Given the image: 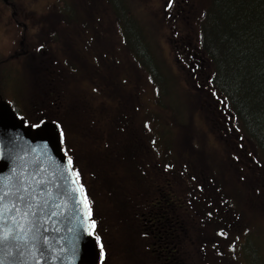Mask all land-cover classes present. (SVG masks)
<instances>
[{
	"label": "rangeland",
	"instance_id": "obj_1",
	"mask_svg": "<svg viewBox=\"0 0 264 264\" xmlns=\"http://www.w3.org/2000/svg\"><path fill=\"white\" fill-rule=\"evenodd\" d=\"M11 1L16 3L15 7L11 8L0 0V58L4 60L0 65V98L8 101L21 117L30 122L37 124L43 119L57 122L62 127L63 146L72 156L74 166L84 180L83 175L88 171L83 169L85 160H81L89 152L90 146L83 141L81 134L75 137V124L86 117L91 121L90 116H93V113L101 115L100 111L103 108H100L98 99L104 102L106 91L102 87L101 91L96 90L94 82L91 85L89 82L80 84L75 75L67 73L62 68L59 62L63 59L62 54L59 46L50 41L49 33V30L56 27L62 28V22L58 24L51 22L52 24L43 27L46 21L53 20L49 13L60 12L59 9L63 13L73 11L74 17L79 20L77 24L80 28L82 25L86 26L85 33L82 36L81 30L77 42H83L84 39L91 41L95 31L96 42H108L107 67H113L114 64V68L120 73V83L122 87L124 86V96L120 94L123 105H127L123 124L128 122L130 125L126 127L124 142H132L136 147L133 156L134 179L124 178V187L131 189L132 192L140 191L146 188L148 181H153L150 176L153 173L190 172L193 167H198L202 161L204 162L201 154L205 152L206 165H214V178L216 173L218 176L216 183L206 184L205 189L210 188L212 196L218 201H221L220 193L231 195L229 204L238 212V216L233 214L238 221L230 218V221H233L231 223L233 231L227 229V235L217 236L212 220H207L208 210L205 206L210 199L202 196L196 179L190 176L186 180L184 177L181 181L179 176L169 177L161 173L162 177L167 179L163 192L171 193L173 198L171 200L174 202L172 206L180 211V213L176 211L177 221L183 223L184 227L189 224L187 234L181 232L180 235V239L187 244L184 254L182 251L180 256L177 255L162 264H264V210L261 206L264 202V184L257 185L258 197L253 199L242 189L245 185L253 186L250 184L253 174L240 179L243 186L231 183L236 182L238 176L234 172L235 165L243 174L246 173L244 166L253 168L249 149L245 146V141L231 136L230 131L225 136L226 133L222 131L220 125H215L218 121L211 119L212 109L219 106V102H214L215 99L204 87L203 84L207 82L206 76L200 81H197L196 77H188V69L182 65L188 51H180L179 44L175 43L173 30L169 25L168 0H104L112 1L115 8L103 12L105 23L103 27L96 25V20H99L101 15L99 12H93L92 7L104 4L95 3L94 0H9ZM175 2L178 4V0H174L172 5ZM123 4L127 5V19L124 16L125 10L122 9ZM33 22L41 24L42 29L37 30L32 26ZM125 25L128 26L127 39L123 36ZM123 42L132 45L135 43V46L142 48L147 55L151 54L144 62H149L157 69L160 75L157 83L149 80L147 71L135 58L137 62L134 69L133 55L128 52ZM41 44L44 45L43 48H40ZM22 50L26 52L23 56ZM176 55L182 56L181 60H178ZM91 60L86 62L90 71L93 69ZM34 65L36 67H33ZM100 72L105 78L111 75L109 72L106 74L101 70ZM121 73H124V78ZM85 90L91 95L88 96ZM75 95H84L85 103L75 104ZM91 97L97 99L95 103ZM79 100L83 102L82 99ZM107 106L108 119L115 114L114 110L118 113L121 109L118 98L103 105L105 115ZM132 108H135V112ZM222 114L225 118L229 117L228 112L227 117L226 112ZM109 123L107 120L105 124L110 125ZM225 125L233 127L232 121L228 119ZM143 126L148 130H144ZM156 131L164 132L165 136L170 131L174 132V140L169 143L171 147L168 150V157H172L169 158L170 167L166 164L165 158L160 157L153 149L155 135L159 133ZM160 139L161 136H156L157 141ZM159 143L163 144V141ZM148 146L154 152L150 148L146 152ZM234 146L239 151L244 147L239 157L231 156L233 149L230 148ZM139 159L140 161H137ZM118 170L123 174L122 165ZM256 171L264 174L261 168ZM261 177H263L261 180L257 179L259 182L264 181V175ZM219 189L221 191L217 192ZM92 198L95 200V195ZM100 203L102 205L100 208L93 206L96 233L101 235L99 245H103L98 264H136V260L140 259L139 251L144 249L142 239L137 234L130 238L123 224L112 233L113 238L106 214V202L100 200ZM113 210L117 217L124 221V216ZM189 240L191 242H188ZM188 252L189 255H186ZM149 264L156 263L150 259Z\"/></svg>",
	"mask_w": 264,
	"mask_h": 264
},
{
	"label": "trees",
	"instance_id": "obj_2",
	"mask_svg": "<svg viewBox=\"0 0 264 264\" xmlns=\"http://www.w3.org/2000/svg\"><path fill=\"white\" fill-rule=\"evenodd\" d=\"M94 2L103 3L105 6L92 7L93 12H99L98 14L101 15L99 20H96V25L101 26L103 12L113 10L115 5L112 1L94 0ZM176 2L168 8L170 12L168 13L170 16L169 25L173 30L175 43L179 44L181 48L180 51H188L182 65L187 67L188 77H196L197 81H200L202 77L206 76L207 82L203 85L215 99L214 102H219V106H214L212 109L211 119L216 117L220 121L215 125L219 124L223 130L221 123L224 122V116L221 118L222 112L224 114L226 112L225 116L228 112L229 117L227 119L232 121V125L236 128L239 135L238 140L242 139L246 142L245 146L249 149L253 168L244 166L246 173L243 174L235 165L234 172L238 176L236 182L231 181V183L243 186L240 179H245L248 175L253 174L250 179V184L253 186L244 184L245 188L240 187L246 191L249 198L255 199L258 197L256 195L257 185L259 183L264 184V181H258L263 178L261 175L264 174L256 171L258 168L264 171V0H178V4ZM9 4L12 7L16 6L13 1ZM122 9L125 10L124 16L127 19V5L123 4ZM59 11L49 13L48 15L53 20L46 21L43 27L56 22L63 24L62 28L56 27L54 30H49L50 41L59 46L62 54L63 59L59 61L62 68L67 73L75 75L80 80V84L89 82L91 85L94 82L96 83V90L101 91L102 87L106 91V100L100 102L98 99L100 108H103L100 111L101 115L93 113V116H90L91 121L87 120L86 117L75 124V137H79L81 134V137L84 138L83 141L90 146L89 152L81 160H85L83 169L88 171L86 175H83L84 180H82L81 175L76 176L77 170L74 166V160L62 145L67 157H71L72 163L70 165L79 185H83V196L85 193L87 194V201L91 205L92 212L90 221L94 220L93 206L100 208L102 206L100 200H104L106 202V214L110 221L108 224L111 236L113 237L112 233L123 224L130 238H134L133 235L137 234L142 239L144 249L139 251L140 259L139 261L136 260V264H149L150 259L156 264H162L168 259L175 258L177 255L180 256L182 251L184 254L187 244L180 239V235L181 232L187 234L189 224L184 227L183 223L177 221L176 211L178 213L180 211L173 208L174 202L171 200L173 199L171 193L163 192L167 185V179L163 178L162 175L166 174L169 177L179 176L181 181L184 177V180L190 176L194 177L200 186L202 196L205 199H210L205 207L208 210L206 212L208 214L207 220H212V225L215 227L214 233L219 236L218 233L221 231L224 233L227 229L233 231L231 229L233 221L231 222L230 218H234L233 216L236 214L238 216V212L229 204L231 195L220 193L221 201H218L215 196H212L210 188L205 189L206 184H215L218 178L217 173L216 178H214V165H206L207 155L205 152L201 154L204 162L202 161L198 167H193L190 172H185L186 174L183 172H161L162 175L161 173H153L150 175L153 181H148L145 189L132 192L131 189L124 187V178L134 179L133 165L135 162L133 156L136 153V147L132 142H124L125 132L130 125L128 122L123 124L127 105H123V99L120 96V94L124 96V86L122 87L120 83V73L117 72V69L114 72L108 70L111 75L106 76V78L102 76L100 56H97L101 45L95 43L97 40L96 31L91 41L84 39L83 42H77L81 36V30L82 36L85 33L86 26L82 25L80 28V25L77 24L79 20L74 17L73 11L69 10L65 13L60 9ZM32 24L37 30L42 29L41 24H37V22ZM117 28L119 30L118 24ZM123 28V36L127 39L128 26L125 25ZM119 33L121 35L120 30ZM142 39L144 38L142 37ZM123 43L128 52L130 51L133 55L130 54L133 57V65H130L135 69V62L138 61L137 63L147 71L149 80L157 83L160 78L157 69L149 62H144V59L147 58L148 60L151 54L147 55L142 48L135 46V43L133 45L127 42ZM76 51L82 53L78 59L73 56ZM88 56H91L90 59H92V71L86 66V62L89 60ZM176 58L181 60L182 56L176 55ZM3 63L4 60L0 58V65ZM29 64L28 62L27 65L29 66ZM111 68H114V64ZM124 73H121L122 78H124ZM153 87L155 90L156 86ZM85 92L88 96L91 95L87 90ZM84 98V95L76 96L75 104L79 102L84 104ZM91 98L95 103L97 99ZM117 98L120 100L121 109L118 113L114 110L115 114L108 119V106L106 108L107 115H105L103 105L114 99L117 100ZM79 99H82L83 102ZM132 109L135 112V108ZM107 120L110 121V125L105 124ZM143 128L148 130L144 126ZM60 129H62L61 126ZM173 134L174 132L170 131L165 136L164 132H159L155 135V143H153V149L159 153L160 157L165 158L169 167L172 157H168V150L171 147L169 143L174 140ZM230 134L231 136L234 135L232 132ZM156 136H161L162 139L157 141ZM162 141L163 144H160L159 142ZM149 148L154 152L150 146L145 151L147 152ZM230 149H233L232 157H239L244 151V147H241L240 151L235 146ZM121 165L123 174H120L118 170ZM196 170L200 171L195 172ZM221 189L217 192H220ZM203 190L205 191L203 192ZM94 195L95 200L92 198ZM261 206L264 210V202L261 203ZM112 208L119 215L124 216V221L117 217ZM115 217L117 218L114 219ZM235 221H238V218ZM92 232L94 236L99 237L100 243L101 235L96 233V226ZM133 244L132 242L131 248H133ZM189 253L185 254L189 255Z\"/></svg>",
	"mask_w": 264,
	"mask_h": 264
},
{
	"label": "water",
	"instance_id": "obj_3",
	"mask_svg": "<svg viewBox=\"0 0 264 264\" xmlns=\"http://www.w3.org/2000/svg\"><path fill=\"white\" fill-rule=\"evenodd\" d=\"M79 188L62 149L58 126L50 121L26 125L0 98V193H10L3 205L11 208L15 202L23 208L15 198L23 193L43 208L38 213L39 232H28L25 224V232L20 233L24 239H0V264H97L100 251L90 233L83 194L73 191ZM2 223L10 225V221Z\"/></svg>",
	"mask_w": 264,
	"mask_h": 264
},
{
	"label": "snow or ice",
	"instance_id": "obj_4",
	"mask_svg": "<svg viewBox=\"0 0 264 264\" xmlns=\"http://www.w3.org/2000/svg\"><path fill=\"white\" fill-rule=\"evenodd\" d=\"M174 0H168V7H171ZM44 45L41 44L40 48H43ZM39 51V48L37 49ZM147 127V124L145 125ZM62 132V129H61ZM155 143V141H153ZM68 163L71 164L72 160L71 157L68 158ZM76 176H79V172L76 171ZM75 183V182H74ZM83 189V185H80L79 189H73V191H80ZM17 193H21L20 189H17ZM10 195L9 192H2L0 193V227H3V232H0V239L7 240L9 237H12L16 240L24 239V236H21V232H25V224L28 225L27 231L32 232L35 229L36 232H39V228L37 227L39 223L38 213L43 211L42 206L39 202H32L30 198L26 197L23 193L16 195L15 198L21 204H23V208L18 207L17 204L14 202L11 208H7L3 205V202L8 198ZM15 195V194H13ZM82 203L88 208V216L89 218L92 215L91 212V205L87 201V194L85 193L82 199ZM17 214L20 216V220L24 221L25 223H20V220H17ZM4 221H10V225L8 227H4ZM96 226L95 220L91 221V227L94 230ZM19 229V231H17ZM219 235H227L223 231L218 233ZM99 240V237H96ZM33 239H36V235H33ZM238 239V238H237ZM103 247V245H101Z\"/></svg>",
	"mask_w": 264,
	"mask_h": 264
},
{
	"label": "flooded vegetation",
	"instance_id": "obj_5",
	"mask_svg": "<svg viewBox=\"0 0 264 264\" xmlns=\"http://www.w3.org/2000/svg\"><path fill=\"white\" fill-rule=\"evenodd\" d=\"M104 21H102L101 22V27H103L104 26ZM24 27H26L25 26V24L23 25ZM96 44L97 43H99L101 46H100V50H99V52L97 53V56H100V70L101 71H103L105 74H106V72H108V70L109 71H111V72H114L115 71V68H111V67H107V51H106V46H107V42H95ZM22 44V43H21ZM46 51V50H45ZM44 52V51H43ZM26 52L25 51H21V55L23 56L24 54H25ZM80 53H81V51H76V54L75 55H73L74 56V58L75 59H78L79 58V56H80ZM16 55H17V53H16ZM84 56H85V54H83ZM194 56V55H193ZM12 56H9V58H11ZM89 57V59L91 58V56H88ZM104 65H105V68H107V70H105V68H104ZM14 108V107H13ZM15 109V108H14ZM15 111H16V109H15ZM16 114L18 115V116H20L21 117V115L19 114V112L18 111H16ZM222 118H223V115L221 116ZM23 118V117H22ZM24 119V118H23ZM216 121H218V122H220L218 119H216V117L214 118ZM214 119H213V121H214ZM25 120V123L26 124H28V125H32V126H36V125H38L39 123H37V124H35L34 122H30V121H28L27 119H24ZM222 125H223V132L224 133H228L229 131L230 132H232L231 130H232V128H229L228 126H226L225 124H227V118H225L224 117V122L223 123H221ZM233 142H235V141H233ZM236 145H237V143H235Z\"/></svg>",
	"mask_w": 264,
	"mask_h": 264
}]
</instances>
